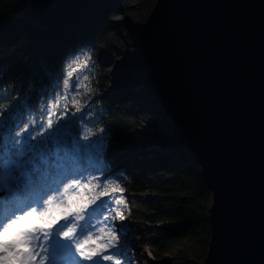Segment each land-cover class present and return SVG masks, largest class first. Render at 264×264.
Here are the masks:
<instances>
[{
	"label": "trees",
	"instance_id": "1",
	"mask_svg": "<svg viewBox=\"0 0 264 264\" xmlns=\"http://www.w3.org/2000/svg\"><path fill=\"white\" fill-rule=\"evenodd\" d=\"M121 1L124 6L149 3L151 7L155 2L0 0V89L7 90L6 98L0 95V111L15 108L19 121L26 106L42 94L53 92L64 75L65 59L82 47L102 44L103 53L111 54L112 45L120 43L115 17ZM142 79L150 86L147 66ZM83 81L91 91L87 102L80 105V112L63 96L51 94L49 98L56 107L55 115L50 117L53 126L47 128L46 123L43 134L47 136L71 120L72 135L83 143L103 138L102 157L106 150L135 153L134 162L143 164L144 172L130 182V201L121 204L139 232L154 223L153 231H145L135 239L137 245L147 246L161 264H201L210 238L212 192L193 152L183 144L177 125L158 106L134 110L138 104H134L133 97L144 93L131 88L128 80L119 84L118 92L109 91L108 76L100 68L97 73L86 74ZM140 117H144L145 126ZM157 145L160 150L156 152ZM112 174L125 177L122 170ZM103 178L108 183L113 180ZM161 222L170 225L156 224Z\"/></svg>",
	"mask_w": 264,
	"mask_h": 264
},
{
	"label": "water",
	"instance_id": "2",
	"mask_svg": "<svg viewBox=\"0 0 264 264\" xmlns=\"http://www.w3.org/2000/svg\"><path fill=\"white\" fill-rule=\"evenodd\" d=\"M138 39L212 192L201 264H264V0H155Z\"/></svg>",
	"mask_w": 264,
	"mask_h": 264
},
{
	"label": "snow or ice",
	"instance_id": "3",
	"mask_svg": "<svg viewBox=\"0 0 264 264\" xmlns=\"http://www.w3.org/2000/svg\"><path fill=\"white\" fill-rule=\"evenodd\" d=\"M70 79L71 73L63 81L66 89L71 87ZM79 87L91 91L84 81ZM0 95L6 98L7 90L0 89ZM73 103L80 112V101L73 97ZM15 113V108L0 111V193H4L0 196V264H130L116 229L106 223L107 202L89 211L109 189L112 193L123 189L106 185L99 195H89L100 187L93 183L96 177L86 183L79 179L90 170H104L97 167L103 138L83 143L72 135L71 120L44 136V124L29 131L27 121H18ZM52 126L49 118L47 128ZM38 130L42 138L33 144ZM49 143L51 155L43 150ZM122 202V197L115 200ZM117 216L124 218L119 211L112 218Z\"/></svg>",
	"mask_w": 264,
	"mask_h": 264
},
{
	"label": "rangeland",
	"instance_id": "4",
	"mask_svg": "<svg viewBox=\"0 0 264 264\" xmlns=\"http://www.w3.org/2000/svg\"><path fill=\"white\" fill-rule=\"evenodd\" d=\"M118 8L120 11L115 17V29L119 35L120 43L118 45H112L111 54L108 52L103 53L105 47L102 44L91 43L82 47L78 53L68 56L64 62V75L56 84L51 94L57 93L63 96V98L65 96L68 97L67 100L69 105H76L73 103V97L80 101V105L87 102L89 99V92H86L83 87H79L80 81H83V77L86 74H92V72L97 73L101 68L103 69V73L108 76L109 91L118 92L119 84L124 83L125 80H128L132 84L131 88L135 87L143 91L144 94L141 97L139 95L133 97L134 104H138V106H135L134 110L138 111L137 108L143 106L150 108L158 106L152 93L151 85L148 86L142 79L144 68L146 67V60L138 39L141 24L147 17L151 6L149 3L143 5L130 3L124 6L121 1L119 2ZM133 67H135L134 70H132ZM129 71L132 72L129 73ZM114 72L118 73V75L114 76ZM69 73H71V79L69 81L71 87L66 89L63 81L69 79ZM51 94H42L34 104L26 106L25 110L22 111L19 121H27L25 126L28 127L29 131H31L32 128L39 129L40 124L46 125L47 119H49L52 116V112L55 111L56 107L53 100L49 98ZM32 121H34V123H32ZM140 121L142 125L145 126L144 117H140ZM41 138L40 131L38 130L36 132V139L31 143L37 144ZM51 148L52 146H47L43 147V150L45 153L51 155ZM163 148L164 147H162V149ZM154 149H157L156 152L160 150L159 147ZM168 149L169 148H166V150ZM106 151L100 165H97V167H102L104 170H90L79 177L80 182L86 183L88 179L96 177L93 183H98L100 187L95 189V193H90L89 195H99L100 191H102L106 185H119L123 189V192L112 193L109 189V194L101 196L96 201V204L91 205L89 211L102 201L107 202V208L104 210V214L108 215L109 219L106 223L110 227L116 229L117 234L120 236L119 243L124 245L130 258V264H161L154 259L147 246H138L135 240L140 237V234L145 233V231H153L154 223H148L145 231L139 232V227L130 219L124 206H122L121 203L116 204L114 199L111 200V198L117 197L118 194H120L121 196H119L118 199L123 197L124 201H130V182L138 179V175L144 172V166L143 164L137 163L138 160L134 162L135 153L133 152H125L122 150ZM150 154L151 153H148L146 155L147 159H149ZM37 163H39V160H37ZM117 170H122L125 177L113 176L114 174L112 173H115ZM104 176L107 178L113 177L112 182H106L103 178ZM143 180L145 181V179ZM69 182H71V180H69ZM142 192L144 193L145 190H142ZM3 195L4 193H0V196ZM116 211L121 212L124 218L120 219L117 216L113 219L112 217L115 216ZM156 224L159 225V223ZM153 234H155V232ZM109 251H111V249ZM190 256L191 259L194 258L193 254H190ZM83 264H92V262L84 261ZM104 264H112V262L105 261Z\"/></svg>",
	"mask_w": 264,
	"mask_h": 264
},
{
	"label": "bare ground",
	"instance_id": "5",
	"mask_svg": "<svg viewBox=\"0 0 264 264\" xmlns=\"http://www.w3.org/2000/svg\"><path fill=\"white\" fill-rule=\"evenodd\" d=\"M159 146L157 145L156 148H158ZM160 148V147H159Z\"/></svg>",
	"mask_w": 264,
	"mask_h": 264
}]
</instances>
